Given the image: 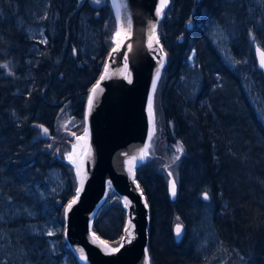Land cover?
<instances>
[{
	"label": "trees",
	"instance_id": "obj_1",
	"mask_svg": "<svg viewBox=\"0 0 264 264\" xmlns=\"http://www.w3.org/2000/svg\"><path fill=\"white\" fill-rule=\"evenodd\" d=\"M54 2L57 3L58 11L54 35L49 38L50 44L42 46L41 52L37 54L27 89L16 95V88L21 86L27 75L24 53L30 42L17 28L12 12L13 0H0V179H4V185L10 188V195L34 206L39 218L42 217V207H48V211L51 207L56 208L58 215L63 217L64 206L74 196L75 188L69 167L60 164L69 183L64 193L42 196L39 189L32 196L31 189L22 179L19 180L15 165H7L5 161L14 155L20 156L17 159L28 158L30 152L25 144V134L35 130L38 138L40 135L50 138V134L56 133L54 120L58 121L60 113L66 109L81 120L82 126L79 131L62 128L60 136L62 133L65 139H71L69 134L83 131L82 113L86 92L100 73L115 29L106 0L101 2L100 19L95 17V11L88 6L87 0H81L78 5H74L72 0H52V4ZM82 5L92 11L90 33L95 45L102 51L95 59L79 55L80 45L86 42L80 36L82 29L78 33L77 26L71 25L74 23L73 17L82 10ZM212 7L218 8V0H173L166 17L158 26L168 54V64L159 82L157 110L161 117V132L156 146L158 148L163 142L170 145L177 138L185 153L176 170L179 198L174 202L169 200L165 179L154 165L155 157L152 163L137 169L138 181L151 207L148 245L150 264L202 263L200 259L188 258L186 252L178 251L180 247L173 241L172 225L185 219L188 201L199 195L203 187H211L216 210L222 211L225 218L229 217L223 219L226 223L223 229L247 241L255 250L257 264H264V132L244 92L236 89V92H228L230 95L219 96L218 79H232L233 71L214 53L198 51L197 63L203 70L204 87L196 99L195 110L191 109L196 112L197 132L187 125L185 117L176 110L172 95L162 97L163 93L174 94L166 81L172 75L171 71L177 69L182 57L184 41H179L180 35L191 31L187 29L188 23L192 21L191 25H195L201 10L211 13ZM241 105L244 109L240 108ZM11 110L17 111V121L12 120ZM44 128L48 129L46 134ZM64 145L66 141H60L61 149ZM21 184H25L26 188L21 191L23 195L18 196L16 188ZM222 203L226 207H222ZM124 219L125 210L120 197L109 191L94 216L93 230L112 245H117ZM103 221L117 224L114 233L103 226ZM22 226L19 220H11L8 227L18 229ZM14 233L17 242L11 241L29 250L32 258L38 259L41 264H61L57 254L61 252L62 243L66 250L62 249L70 262L80 264L66 247L61 235L52 253L44 237L28 232ZM182 243L187 246L185 240ZM37 245L42 249H35Z\"/></svg>",
	"mask_w": 264,
	"mask_h": 264
},
{
	"label": "water",
	"instance_id": "obj_2",
	"mask_svg": "<svg viewBox=\"0 0 264 264\" xmlns=\"http://www.w3.org/2000/svg\"><path fill=\"white\" fill-rule=\"evenodd\" d=\"M124 2L127 7L119 8L117 29L125 25L127 35L121 36L118 48L114 42L100 77L90 89L83 116L84 130L81 134H69L70 149L64 157L75 175L74 196L69 201L76 196V189L83 181L79 198L71 210L65 211L69 201L64 207L63 231L66 247L80 264H150V210L145 193L136 180V169L149 155V133L152 134L154 127V111L152 105L150 116L149 97H152L156 70L160 69V76L165 65L161 44L153 41L152 47H148L150 25L156 23L158 30L163 15L156 16L159 0H147L144 6L136 5V0ZM145 12L149 20L155 17L151 23L146 21ZM129 18L132 21L130 29L126 27ZM114 48H117L115 52ZM255 56L260 69V51ZM97 85L93 93L92 89ZM90 96L93 97L91 109ZM83 133L87 135L86 144L81 138ZM102 155L105 156L102 158ZM110 190L119 195L126 213L122 238L117 245H112L92 228L93 217ZM169 196L172 200L176 198L171 195L170 182ZM178 225L173 227V234L180 241L183 227L179 225L181 235L177 237Z\"/></svg>",
	"mask_w": 264,
	"mask_h": 264
},
{
	"label": "rangeland",
	"instance_id": "obj_3",
	"mask_svg": "<svg viewBox=\"0 0 264 264\" xmlns=\"http://www.w3.org/2000/svg\"><path fill=\"white\" fill-rule=\"evenodd\" d=\"M91 1L93 2V0ZM221 1L224 4L222 9H224L225 13L217 20L210 19L208 21V36L220 58L240 80L246 98L249 100L257 118L264 126V77L255 79L252 74L257 70L255 54L253 53L254 47L260 45L264 48V3H260L259 0ZM78 2L80 3V0ZM13 3L12 12L15 23L30 42L27 50L33 55H37L41 52L42 45L46 43L42 41H47L49 39L48 35H54V23L57 20V17H55L57 3L54 2L52 5V0H13ZM91 35L90 29H82L81 36L83 40L87 45L94 46L95 41ZM236 43L239 47L238 53L233 51V47L237 45ZM237 54H240V57ZM32 61V59H29L28 65H31ZM198 65L200 64L196 63L195 60L189 59L188 64L183 66L179 80L174 79L175 88H180L176 90V94L182 99L183 106H180L181 111L184 114L187 125L193 131L196 129L194 125L196 124L197 116L196 112L192 111L195 110L192 106L201 91L203 78ZM29 78H31V73L27 74L26 80L28 81ZM227 80V78H219V96L223 97L230 95L228 92H236V88H233V84ZM70 113L71 110L66 109V112L60 117V130L69 128L79 131L82 122L74 118ZM62 139H64V136L62 133L60 136L58 132L57 141L60 142ZM178 147V145L174 146L172 153H168L166 150L163 151L170 162L174 156L181 154L177 151ZM58 148L60 149V146ZM154 165L160 170L161 162L157 157L154 160ZM48 177L49 187L47 190L50 192L42 193V196L46 194L58 195L68 189L69 183L62 170L55 169ZM202 200L208 201V199ZM201 204L200 211L202 213L199 212L198 216L194 215L190 223V232L194 234V253L198 252L202 255L203 264H248L246 262L247 256L241 248L233 246L231 240V242H228L220 239L211 220L213 211L211 202ZM3 207H6L5 203L0 205V222L3 223L2 226L0 223V264H41L38 259L32 258L29 250L14 244L15 242L13 241L17 242L16 237H13L14 232L19 234L24 232L41 234L49 240L51 251L54 253L53 249L59 241L58 236L61 235L62 237L64 230L63 222L59 221L57 217L56 208L51 207L49 211L46 209L42 210V217L39 218L32 205L11 204L7 208ZM8 213H12L13 217L24 215L27 220L22 227L13 229L8 227L10 226V222L6 219V214L8 215ZM108 226L109 230H114L117 224L112 225L111 222ZM49 232H52L53 235H48ZM61 246L66 250L63 243ZM62 248L60 254H57L61 264H72Z\"/></svg>",
	"mask_w": 264,
	"mask_h": 264
},
{
	"label": "bare ground",
	"instance_id": "obj_4",
	"mask_svg": "<svg viewBox=\"0 0 264 264\" xmlns=\"http://www.w3.org/2000/svg\"><path fill=\"white\" fill-rule=\"evenodd\" d=\"M72 1H73L74 5H78V1L77 0H72ZM106 1L108 3V6H109V9H110V12H111V16H112V20L114 22L115 29L113 30V32L111 34L110 47H109L108 52L106 53L103 66H102V68L99 71L100 73H99L98 77H96L95 80L91 83L90 88L86 92L82 115H84V112L86 110L90 89L97 82L98 78L100 77V75H101V73H102V71L104 69V65L106 63V59L108 57V54H109L110 50L113 48V46H114V38H115L114 37V33L117 30V24H118V20L116 18L117 10H116L115 7H113V0H106ZM146 1L147 0H136V5H142ZM150 1H152V0H150ZM172 1L173 0H170V3L168 5V7L166 8V10L164 11L163 17L160 20V22L166 17L169 9L171 8ZM87 3H88V6L91 9H94L95 17L97 19H100V17H101L100 11H101V8L103 7V4L102 3H100V4H96L95 3L94 4L91 0H87ZM222 5H224V4H222V1L218 0V8L217 7H214V8L212 7L213 11L211 13L206 11V10H201L199 18L196 20L195 25L192 26L191 22L188 23V26H187L188 28L187 29H191V31H186L185 33H183V35H180L182 37L179 38V41H182V40L184 41V47H183V50H182V57H181V59H179L177 69L175 68V71H173V72L171 71L172 75L166 81L167 85H169V87L173 90L174 94H170L169 92H167V93H163L162 97H164V96L169 97V95H172L173 105L175 106V108H176V110L178 112L179 111L181 112L182 116H184L183 112L181 111V107H180L182 105V99L175 93V91L179 90L180 88L179 89H178V87L175 88L174 79L179 80L181 72L183 70V66L188 64V60L189 59L190 60H195L196 63H197V53H198V51L200 52V50L202 52L206 50L209 53H211V52L214 53L215 55H217L219 57V59L222 61V63H224L223 60L220 58L219 54L217 53L215 47L213 46V43L211 42V40H210V38L208 36V33H209V22L208 21L210 19L217 20V19L221 18V16L225 13L224 9H222V7H224V6H222ZM143 6H144V4H143ZM89 7H87L85 5H82V7H81L82 10L78 14L79 16L76 14V16L73 17L74 21L73 20L72 21L74 23H72L71 25L73 27L77 26L78 33H80V29H91V27H92V20H91L92 11H91V9ZM57 14H58V11H56L55 17H56ZM145 14H146V12H145ZM154 18L149 20L148 15L146 14V21H148L149 23H151V21L154 20ZM17 28H18V25H17ZM18 30H19V28H18ZM20 33L24 34L23 32H20ZM157 33H158L160 44H161V46H162V48H163V50L165 52V65H164V67H163V69H162V71L160 73L159 79H158V81L156 83L155 89H153L152 97H151L152 98L153 111H154V117H153V119H154V127L152 126V134H151V139H150V144H149V146H150L149 147V155L144 160V162L137 167V169L140 166H142V165H149V163H152V159L154 157L155 158L157 157V159L161 162V165H160L161 167H160L159 171L161 172V174L163 175V177L165 179L166 191H167L168 198H169L170 201L174 202V201L177 200V198H179L178 197V182L176 180V178L178 176V171H176V170H177V166L179 164V161H180V159L182 158V156L184 155L185 152H184V147H183V153H181L179 155L180 159L176 160L175 163H174L173 160H171V162L169 161L168 157L163 153V151L166 150L168 153L169 152L172 153V151H174V149H173L174 146H176V145L181 146L182 145V143H181V141L179 139H177V138L174 139V142L171 143L170 145L163 142L159 146L158 149H157V146H156L157 140H158L160 132H161L160 131L161 117L159 115V111L157 110V108L159 107V102H157V96H158V92H159V82L163 78L164 71H165V69L167 67V64H168V54H167V51L165 50V48L163 46V43H162L161 31L158 29ZM52 36L48 35V38H50ZM80 36H81V33H80ZM197 36L199 37V41H197ZM48 44H50L49 43V39L42 46H46ZM257 49H259L260 51H264L263 47H261L260 45H256L254 47V50H253V53L255 55L258 52ZM233 51L235 53L239 52L238 44L233 47ZM101 52H102L101 49L98 48L97 45L89 46L87 44L80 45L79 51H78L79 55L84 56V57L86 56V57L94 58V59L96 57H98L99 54H101ZM24 54H25V60H26V64H27L26 74L33 73L32 67H33V65H34V63H35V61L37 59V55L36 54L33 55V53L28 52V50ZM237 56L240 57V54H237ZM29 59L33 60L31 65H28V60ZM255 59H256V56H255ZM156 63L157 62H155V64ZM256 64H257V61H256ZM198 66L200 67V71H201V74H202V77H203L202 78V86H201V91H202V89L204 87V76H203V70H202L201 66L200 65H198ZM256 67H257V65H256ZM175 73L176 74L178 73V75L176 77H175V75H176ZM252 74L254 75L255 79H260L261 77H264V70L261 69V68L259 69L257 67V70L255 72H253ZM26 77H27V75H25V77L23 78V83L21 84V86L16 88L14 94L17 95L20 92H22L25 89H27V87H28L27 86V82H29L30 78L27 81ZM232 77H233L232 79H228L227 78L228 79L227 81L231 82L233 84V86H232L233 88H236V89H238L239 92L243 93V89H242V86L240 84V80L238 79V77H236L235 75H232ZM223 78H225V77H223ZM201 91L199 92V94L201 93ZM158 100H159V97H158ZM195 103H196V101L194 102V105L192 106L193 108H195ZM184 105H185V102H184ZM240 108L244 109V106L241 105ZM252 110H253V108H252ZM65 111L66 110H64L62 113H60L59 120H60V117L63 115V113ZM253 113L255 114L254 110H253ZM70 114L74 118H77V116L74 115L72 112ZM10 116H11L12 120H14V121L18 120V113H17L16 110H11L10 111ZM256 117H257V115H256ZM59 120L58 121L54 120L55 121L54 124L56 126V128H55L56 133L50 134V138H45L42 135H40V137L38 138V133L35 130H33L31 133H26L25 134V137H26L25 144H26L27 149L30 152L28 158H26V159H17L20 156L17 155L15 157V155H14V156H12L11 158H9V159H7L5 161V163L7 165H10V164L15 165V168L18 169L19 180L22 179L26 183L27 188L31 189L30 193H31L32 196L39 189L41 190L40 191L41 193H49L50 192L49 190H47L48 187H49L48 186V180H49L48 176L55 169L62 170V172H63L62 166L60 165V164H63V163L66 164L69 167V170L71 171L72 176L74 178V182H75V175H74V171H73L72 166L67 164L64 161V157L69 152V149H70L69 146H70L71 140L70 139H65V138L62 139L63 141H66V145H64V147L62 149L58 148V146H60V142L57 141V136L56 135L60 131ZM194 126H195L194 128H196L194 130V132H197L199 130V126L197 124H195ZM259 126H260V129L264 132V126L262 125L260 120H259ZM83 130H84V128H83ZM53 136H55V137H53ZM81 138L83 139V142L85 143L86 142V138H87L86 133H83L81 135ZM104 156L105 155H102V158ZM99 164H101V162H99ZM137 169H136V180L139 183L138 178H137ZM0 170H1V167H0ZM169 172L172 173L171 176L168 175ZM1 176L7 178L5 175H1ZM172 178L176 181V185H177L176 198L174 200H172L170 198V196H169V182H170V180ZM35 184H36V186H33ZM139 185L141 186L140 183H139ZM25 188H26L25 184L24 185L21 184V185L17 186L16 191L19 190V191H17L18 196H22L23 195L21 193V191H23V189L25 190ZM141 188H142V186H141ZM9 191H10V188H7L4 185V179L3 180L0 179V205H2L4 203L6 204V207H3V208L9 207L11 204L31 205V204H28L26 201H22L20 199H16L15 197H13L12 195L9 194ZM205 192L208 193V196H209L208 201H203L202 200V199H204L203 198V194ZM60 194H62V193H60ZM145 196H146V194H145ZM209 201L211 202V205L213 207L211 220H212L214 228H215L216 232L218 233L220 239L226 240L228 242L232 241L231 244H233V246L241 248L244 251V254L247 256V261L246 262L248 264H257V259H256V256H255L254 248H252V246L247 241H244V240H241V239H239L237 237H234L233 235H231L230 233H228L227 231H225L223 229V226L226 225L225 220H223V219L227 220V219H229V217L225 218V216L223 215L222 211L216 210L217 206H216V202H215V195H214L211 187H205V188L203 187L200 190L199 195H197L196 197H192V199L190 201H188V203H187L188 212H185V215H184L185 219H181V221H177V222H175L172 225L174 227L175 225L179 224V225H182V227H183V235H182L180 241L172 233V237H173L174 243L176 245L178 244L177 246L180 247L178 249V251H181V253L182 252H186L188 258L190 257L192 259H198V260L200 259V261L202 262L201 264H203L202 255H200L198 252L194 253V248H195V242H193L194 234L190 232V223H191V220L193 219L194 215L198 216L199 212L202 213L200 211V209H201L200 205H202L201 203H207ZM146 202H147V205H148L149 210H150L151 207H150V204H149V200L147 199V196H146ZM121 205H122V203H121ZM221 206L222 207H226V205H224V203H222ZM44 209H46L48 211V207H42L41 208V212ZM57 217H58L59 221L63 222V224H64V209H63V219L58 214H57ZM125 217H126V213H125ZM149 217H150V221H149V226H148V234H149L150 224H151L150 223L151 222V211H150ZM6 219L9 222L11 220H19L21 223H24L27 220V218L24 215H22V216H14L13 217L12 213H8V215L6 214ZM0 221H1V219H0ZM124 221H125V219H124ZM0 223H1V225L3 224L2 222H0ZM108 224H109L108 222L103 221V226L109 230ZM123 225H124V223H123ZM173 227H172V230H173ZM109 232L114 233V230L111 229V230H109ZM28 233H30V232H28ZM33 234L41 236V237H44V236H42L39 233H33ZM120 238H122V234H121ZM227 238H228V240H227ZM183 240H185V242H187V246L184 243H182ZM45 242H48V246L50 247L49 240H47L45 238ZM119 243H120V241H119ZM43 244L44 243H42V245ZM148 245H149V239H148ZM181 245H183V246H181ZM177 246H176V248H177ZM35 249L41 250L42 247L40 245H37ZM50 249H51V247H50ZM150 263H151V261H150Z\"/></svg>",
	"mask_w": 264,
	"mask_h": 264
},
{
	"label": "snow or ice",
	"instance_id": "obj_5",
	"mask_svg": "<svg viewBox=\"0 0 264 264\" xmlns=\"http://www.w3.org/2000/svg\"><path fill=\"white\" fill-rule=\"evenodd\" d=\"M93 2L96 3V4H100L101 0H93ZM259 2L260 3H264V0H259ZM169 3H170V0H159V6L156 8V16L157 17H161L164 14V9L166 7H168ZM113 7H115L117 9L116 18H117V20H119L120 19L119 8L120 7H127V4L124 2V0H113ZM131 24H132V21H131V18H129L127 20V22H126V27L128 29H130L131 28ZM124 29H125V25H121V27L118 28L115 31V33H114V37H115L114 42L117 44V48L119 47L121 36L122 35H127V31H125ZM156 30H157V24L156 23H152L150 25L151 34L148 37V47L149 48L152 47L153 41H155L156 44L160 43L159 37L156 35ZM42 42H46V41H42ZM117 48H114L113 52H115L117 50ZM257 51H260V50L257 49ZM161 67H163V62H161ZM260 67L264 68V51H260ZM159 72H160V69L157 68V70H156V78L153 80V89H155L156 80L159 78ZM103 78L104 77L102 76L101 79H103ZM98 86L99 85L95 86L92 89L93 93H95L96 87H98ZM92 101H93V97L90 96L89 97V109H91ZM151 109H152V98L149 97V112H150V116H151ZM43 132L46 134L48 132V129L44 128ZM149 135L151 136V132L149 133ZM78 139H81V138H78ZM177 151H179L180 153H183V146L182 145L179 146L177 148ZM142 152H143V150H142ZM132 159L135 160L136 158L133 157ZM141 159H143V156H141ZM179 159H180V156H174L173 162H175L176 160H179ZM129 163L131 164V161H129ZM130 171H131V169H130ZM78 175H79V169H78ZM168 175L171 176L172 173L169 172ZM82 186H83V181H81V187L76 189V196L71 201H69V203L67 204V206L65 208L66 212L70 211L72 206H73V204L76 203L77 199L79 198V193L82 190ZM170 192H171V195L173 197L176 196V181L175 180H171L170 181ZM203 198L205 200L209 199V196H208L207 192H205L203 194ZM125 203H127V201H125ZM177 219H179V218H177ZM48 235H53V233L49 232ZM176 235H177V237H179L181 235V227L179 225L176 228ZM113 251H118V249H113ZM83 258L84 257H83V253H82V250H81V259H83Z\"/></svg>",
	"mask_w": 264,
	"mask_h": 264
}]
</instances>
